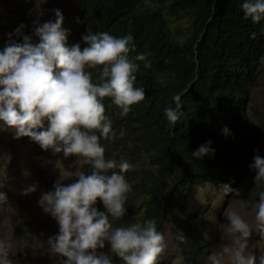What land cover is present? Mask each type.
<instances>
[{
	"label": "clouds",
	"instance_id": "1",
	"mask_svg": "<svg viewBox=\"0 0 264 264\" xmlns=\"http://www.w3.org/2000/svg\"><path fill=\"white\" fill-rule=\"evenodd\" d=\"M241 7L245 18L253 23L264 20V0H244ZM54 13V22L37 23L33 28L38 42L23 34L25 26L21 24L14 33L8 34L7 42L0 49V128L13 132L14 138L28 137L42 150L51 149L65 158L74 155L77 164L82 161L85 165L82 172L75 173L77 179L70 184H63L62 179L54 184L47 182L45 192L37 200L43 212L58 225V232L47 240L48 251L62 258L60 264H113L110 254L119 258L121 264H157L166 245L155 221L149 218L142 224L123 227L117 223L125 213L129 184L132 185L126 172L133 165L117 159L123 153L111 151L112 158L107 156L110 151H105L107 146L101 145L118 138L113 137L115 133L102 101L105 97L111 98L123 117L129 113L131 105L144 99V89L134 87L138 70L134 61H146V54L129 57V52L135 51L130 34L115 37L108 32H93L91 28L81 37L86 45L83 49L79 44L68 47L69 30L62 26L64 17L58 9H54ZM13 35L21 37L22 42L13 39ZM252 35L254 37L255 33ZM259 62L264 65V55ZM149 66L144 63L145 68ZM88 69L95 70V79ZM250 96L251 89L244 104L243 120L258 141L264 133L259 129L264 127V119L259 121V128L251 129L247 112ZM172 100L175 107L164 109L169 128L175 127L183 115L181 97L174 95ZM221 131L225 136L231 135L227 126ZM232 138L225 137L234 144L236 137ZM211 143L209 140L201 144L191 156L211 160L215 153ZM225 146L228 158L233 155V146ZM10 159V155H0L4 162ZM249 163L255 188L263 187L256 193L258 201L253 208L255 231L264 239V152L256 151L246 165ZM239 178L230 176L206 183L225 184L227 194L231 191L227 186H234ZM35 191V186H29L23 194ZM3 198L5 193L0 191V199ZM182 204L186 205L187 201L173 208ZM223 216L227 223L222 239L231 236L233 242L222 244L211 255L209 252L210 264H264V253L257 257L245 252L253 231L249 223L235 211L226 209ZM202 236L205 239L203 233ZM177 239L182 240L183 236ZM105 242L109 246L107 254L98 251L104 249ZM206 245L209 250L207 241ZM9 247L0 240V264H10ZM181 261L182 257L176 256L171 264H181Z\"/></svg>",
	"mask_w": 264,
	"mask_h": 264
},
{
	"label": "trees",
	"instance_id": "2",
	"mask_svg": "<svg viewBox=\"0 0 264 264\" xmlns=\"http://www.w3.org/2000/svg\"><path fill=\"white\" fill-rule=\"evenodd\" d=\"M244 0H82L81 23L67 37V46L85 47L82 35L108 32L115 37L131 35L135 51L145 53L138 65L134 87L144 89V99L130 106L126 116L105 97L113 137H131L133 149L119 160L133 165L126 172L131 184L119 227L167 218L170 209L186 202L197 185L245 174V165L256 153L257 137L243 120L246 98L264 55V20L245 18ZM253 33L255 36L253 37ZM150 66L145 68L144 63ZM93 79L96 77L95 70ZM181 97L183 115L169 128L166 107ZM227 126L231 135L222 134ZM261 131L264 127L259 128ZM121 133H123L121 135ZM99 136V133H96ZM236 137V142L225 137ZM232 138V139H233ZM102 140V139H100ZM99 140V141H100ZM211 140L218 155L195 159L191 152ZM225 144L233 146L226 157ZM112 158L111 152L106 153ZM225 157V159H223ZM141 177L135 175L136 169ZM86 169L88 167L86 166ZM217 179V180H215ZM127 180V179H126ZM165 218V219H166ZM131 220V221H129ZM156 225L157 230L159 227ZM183 239L185 264H207L209 250L202 233L187 229ZM113 264H121L111 256Z\"/></svg>",
	"mask_w": 264,
	"mask_h": 264
},
{
	"label": "rangeland",
	"instance_id": "3",
	"mask_svg": "<svg viewBox=\"0 0 264 264\" xmlns=\"http://www.w3.org/2000/svg\"><path fill=\"white\" fill-rule=\"evenodd\" d=\"M82 0H0V49L8 40V34L21 24L24 35L32 37L33 42H38V37L33 33L37 23L55 21L54 9L62 13L63 27L68 29V36L78 29L81 23ZM17 42H22L21 37L12 36ZM251 129L259 128V121L264 119V65L258 70L251 87V96L247 106ZM256 151L264 152V133L257 141ZM105 151L114 154L133 149L131 137L110 139L102 143ZM215 149V157L218 155ZM10 155L8 162L0 160V191L5 193V198L0 199V240H4L8 248L10 264H60L62 258L48 251L47 240L58 232L56 221L44 213L37 204L41 193L45 192V184L57 180L65 185L74 182L75 173L84 169L81 161L77 164L76 156L65 158L62 153H54L51 149L42 150L28 137L14 138L13 132L7 128H0V155ZM230 155H232L229 152ZM225 159V157H223ZM245 166L246 173L241 176L234 186H227L231 191L224 192L225 184L216 185L206 183L197 186L188 197L187 204L180 205L171 210L168 217L159 218V232L164 237L166 247L159 255L157 264H171L172 259L181 256V264H185L183 251L187 240L177 239L184 236L188 228L193 232L201 231L209 245L210 255L219 250L225 243L232 244L231 236H223L226 219L223 212L235 211L252 228L245 249L246 254L252 253L257 257L264 253V239L256 233L254 225L253 205L258 201L256 193L263 190L255 188L254 172ZM112 171V170H111ZM141 171L136 169L135 175L141 177ZM29 186H35L36 191L23 194ZM131 221V220H129ZM104 253L109 252L105 242ZM113 254H110L112 256ZM209 255V256H210ZM207 264H210L209 257ZM227 264V262H225ZM258 264V262H257Z\"/></svg>",
	"mask_w": 264,
	"mask_h": 264
}]
</instances>
